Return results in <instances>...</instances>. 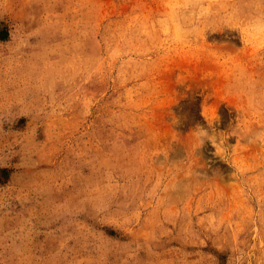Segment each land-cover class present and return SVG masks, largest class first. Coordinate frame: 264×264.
<instances>
[{
	"label": "rangeland",
	"instance_id": "obj_1",
	"mask_svg": "<svg viewBox=\"0 0 264 264\" xmlns=\"http://www.w3.org/2000/svg\"><path fill=\"white\" fill-rule=\"evenodd\" d=\"M0 264H264V0H0Z\"/></svg>",
	"mask_w": 264,
	"mask_h": 264
}]
</instances>
